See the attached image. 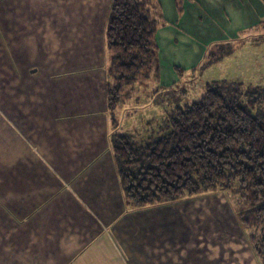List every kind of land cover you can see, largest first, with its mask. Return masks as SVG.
Returning <instances> with one entry per match:
<instances>
[{
    "label": "crops",
    "instance_id": "0c3cea01",
    "mask_svg": "<svg viewBox=\"0 0 264 264\" xmlns=\"http://www.w3.org/2000/svg\"><path fill=\"white\" fill-rule=\"evenodd\" d=\"M112 4L0 0V264H189V243L170 236L174 203L129 204L119 178L106 94ZM153 5L167 20L197 6L224 40L239 20L253 24L255 6L264 16V0Z\"/></svg>",
    "mask_w": 264,
    "mask_h": 264
},
{
    "label": "trees",
    "instance_id": "16d2710c",
    "mask_svg": "<svg viewBox=\"0 0 264 264\" xmlns=\"http://www.w3.org/2000/svg\"><path fill=\"white\" fill-rule=\"evenodd\" d=\"M162 14L153 0H113L106 32L109 64L107 102L114 128L118 110L131 101L142 75L159 77L156 33ZM264 87L213 80L192 104L176 106L163 134L140 144L114 131L111 145L127 202L146 206L208 192L248 197L241 213L249 237L264 258ZM168 115V114H167ZM260 236V237H259Z\"/></svg>",
    "mask_w": 264,
    "mask_h": 264
},
{
    "label": "rangeland",
    "instance_id": "374dc122",
    "mask_svg": "<svg viewBox=\"0 0 264 264\" xmlns=\"http://www.w3.org/2000/svg\"><path fill=\"white\" fill-rule=\"evenodd\" d=\"M197 11L195 6L186 9L181 20L165 18V22L159 21L156 33L158 81L153 73L142 75L136 84L134 97L118 110L117 128H114L112 113L108 111L110 137L116 130L128 132L143 144L148 138L163 134L165 119L173 109L199 100L205 94L207 84L213 80L239 82L244 90L264 87V16L257 20L260 9L255 6L251 19L253 24L239 26L245 21L239 20L240 24L231 25L228 29L238 37L227 40L219 34L221 27L213 25V20L208 23L204 22L205 19L199 20ZM251 20L248 18L247 22ZM93 78L97 81L103 76L93 75ZM79 80H84V76H79ZM253 111L264 113V104L256 106ZM208 193L212 194L167 201L174 203V213L170 218L178 222H170V236L175 241H181L183 237L182 241L189 243L192 253L189 264H244L247 257L253 264H264L256 246L249 240L253 247L251 251L247 243V238L260 233L254 230L253 225L247 232L241 221V213L247 214L254 208L248 197L227 193L225 197L219 191ZM162 209L167 210L168 207Z\"/></svg>",
    "mask_w": 264,
    "mask_h": 264
}]
</instances>
